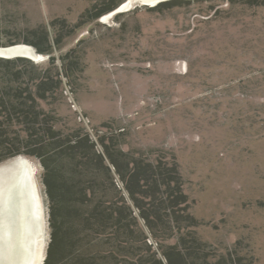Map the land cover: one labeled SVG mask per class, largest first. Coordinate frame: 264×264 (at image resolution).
<instances>
[{
	"label": "rangeland",
	"instance_id": "obj_1",
	"mask_svg": "<svg viewBox=\"0 0 264 264\" xmlns=\"http://www.w3.org/2000/svg\"><path fill=\"white\" fill-rule=\"evenodd\" d=\"M90 1L0 0V44L25 28L53 35L51 20L64 21L62 32L79 24L54 52L77 48L86 64L71 76L76 99L67 91L66 103L60 98L57 104L60 112L72 122L81 117L88 128L107 119L130 120L132 146L171 149L187 180L193 214L203 223L201 237L222 253L236 251L264 264V7L162 0L133 1L130 9L117 11L128 1L120 0L108 19L102 17L110 12L87 20L80 15ZM38 57L36 63H47L46 55ZM26 161L44 219L41 264L47 254L42 165L17 155L0 162L1 264H13L10 245L20 244L1 213Z\"/></svg>",
	"mask_w": 264,
	"mask_h": 264
},
{
	"label": "trees",
	"instance_id": "obj_2",
	"mask_svg": "<svg viewBox=\"0 0 264 264\" xmlns=\"http://www.w3.org/2000/svg\"><path fill=\"white\" fill-rule=\"evenodd\" d=\"M119 1L92 0L80 17H110ZM230 1L264 7V0ZM57 21L53 35L25 28L0 44H27L47 58L41 65L0 57V162L25 155L42 165L50 226L44 264H253L201 237L203 223L171 149L132 146L130 120L88 128L60 112L67 91L76 99L71 76L86 64L77 48L54 55L79 25L62 32Z\"/></svg>",
	"mask_w": 264,
	"mask_h": 264
},
{
	"label": "bare ground",
	"instance_id": "obj_3",
	"mask_svg": "<svg viewBox=\"0 0 264 264\" xmlns=\"http://www.w3.org/2000/svg\"><path fill=\"white\" fill-rule=\"evenodd\" d=\"M133 1L137 3L145 1V4L154 5L162 0H128L123 3L117 11L129 9L132 6ZM114 12L116 11L113 10L112 13ZM108 17L109 16H105L103 19L106 20ZM0 52L6 54L18 52L32 59L39 58V54L34 48L27 44H15L12 45L11 48H6L4 51L0 50ZM8 192L10 193L8 199L9 208H6L1 214L3 221L10 225V231L17 236L18 244L20 243L18 246L14 244L15 246L12 245L11 247L10 245V249L7 251L9 252L8 256L11 258H8V260L13 264H18L20 262V264H41L45 233V227L43 229L44 219L34 176L30 164L27 161L22 162L17 183L10 188ZM11 237L9 238V241L12 239ZM2 239L4 238L2 237Z\"/></svg>",
	"mask_w": 264,
	"mask_h": 264
},
{
	"label": "water",
	"instance_id": "obj_4",
	"mask_svg": "<svg viewBox=\"0 0 264 264\" xmlns=\"http://www.w3.org/2000/svg\"><path fill=\"white\" fill-rule=\"evenodd\" d=\"M6 48H11V46H8V47H0V50H6ZM35 50V49H34ZM14 56H25L21 53H11V54H6L4 52H0V57H5V58H11V57H14Z\"/></svg>",
	"mask_w": 264,
	"mask_h": 264
},
{
	"label": "built area",
	"instance_id": "obj_5",
	"mask_svg": "<svg viewBox=\"0 0 264 264\" xmlns=\"http://www.w3.org/2000/svg\"><path fill=\"white\" fill-rule=\"evenodd\" d=\"M79 120H81V117L80 118H78Z\"/></svg>",
	"mask_w": 264,
	"mask_h": 264
}]
</instances>
